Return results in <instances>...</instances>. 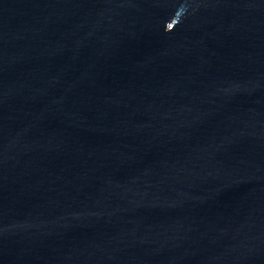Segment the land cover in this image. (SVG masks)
Listing matches in <instances>:
<instances>
[{
    "label": "water",
    "instance_id": "water-1",
    "mask_svg": "<svg viewBox=\"0 0 264 264\" xmlns=\"http://www.w3.org/2000/svg\"><path fill=\"white\" fill-rule=\"evenodd\" d=\"M0 264H264V0H0Z\"/></svg>",
    "mask_w": 264,
    "mask_h": 264
}]
</instances>
